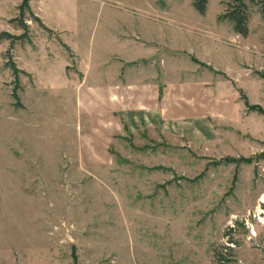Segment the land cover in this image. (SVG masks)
Instances as JSON below:
<instances>
[{"label": "rangeland", "instance_id": "rangeland-1", "mask_svg": "<svg viewBox=\"0 0 264 264\" xmlns=\"http://www.w3.org/2000/svg\"><path fill=\"white\" fill-rule=\"evenodd\" d=\"M263 1L0 0V264H264Z\"/></svg>", "mask_w": 264, "mask_h": 264}, {"label": "trees", "instance_id": "trees-1", "mask_svg": "<svg viewBox=\"0 0 264 264\" xmlns=\"http://www.w3.org/2000/svg\"><path fill=\"white\" fill-rule=\"evenodd\" d=\"M247 1L253 3L254 0H230L229 3H227L226 7V12L224 14H222L221 16V20L225 21V22H229L232 25L233 31L242 36V37H247L249 34V19H250V14H249V6L247 4ZM208 3L209 0H193V7L194 9L201 15V16H205L206 12H207V8H208ZM263 7L261 10L262 16H263V20H264V1L262 2ZM19 12H20V19H24L25 15L28 14L30 16H33L34 19H36L39 22V19L34 17V15L32 14L31 8H30V0H23L21 6L19 7ZM22 29L26 32L28 31V27L26 26L25 22H22ZM0 37L2 38H6V39H10L12 41L15 40H23L25 37H14L11 36L7 33H4L2 35H0ZM15 75L18 74V71L15 69L14 70ZM14 97L16 99V101L18 102V107H22L20 106V99L18 97V95L16 93H14ZM255 110L261 114H264V110L261 109L260 107H256ZM233 229H229L228 233L226 234L227 236H229V244L235 243L233 241V239H231V235H232ZM222 251L217 252L216 253V257L218 258V261L225 263L227 262L228 264L231 263V261H229L226 258V255L224 253V251L228 252L229 257H233L232 254V249H230V247L227 248H223L221 247ZM226 252V253H227Z\"/></svg>", "mask_w": 264, "mask_h": 264}, {"label": "crops", "instance_id": "crops-1", "mask_svg": "<svg viewBox=\"0 0 264 264\" xmlns=\"http://www.w3.org/2000/svg\"><path fill=\"white\" fill-rule=\"evenodd\" d=\"M115 79H112L110 81V83L107 82V84L109 83V86L112 87L110 90L114 91L116 88H118L117 86H122L123 87V86L127 85V89L121 88V92H122L121 100L127 101V102L129 100H131L129 102H139V103H141V105H142L143 102L148 101L150 99L152 101L154 100V91L155 90L154 89H149L148 87H146V88L143 87L144 85L147 84V81H142L141 83L137 82V83L133 84V83H130V81L127 82L126 80H123V79H121V80L117 79V78H115ZM151 85H153V84L151 83ZM130 86H131V89H128V87L130 88ZM149 91H152V92H150L152 94L150 96H149ZM113 95L117 96L116 94H113ZM122 96H124V97L122 98ZM118 101H120V100L118 99ZM147 110L149 111V113H147L146 116L147 117L150 116L152 118H154L156 116L157 112H158V109H156V108L153 109V108H149L148 107ZM125 112H127V111H124V110L121 111V113H122L121 115H122L123 118L124 117L128 118L129 116H127V114H124ZM150 114H152V115H150ZM132 117H133V115H132ZM126 122L130 124V122L127 121V119H126ZM133 123L137 124V122H133Z\"/></svg>", "mask_w": 264, "mask_h": 264}, {"label": "built area", "instance_id": "built-area-1", "mask_svg": "<svg viewBox=\"0 0 264 264\" xmlns=\"http://www.w3.org/2000/svg\"><path fill=\"white\" fill-rule=\"evenodd\" d=\"M229 246H233L232 244H230Z\"/></svg>", "mask_w": 264, "mask_h": 264}, {"label": "bare ground", "instance_id": "bare-ground-1", "mask_svg": "<svg viewBox=\"0 0 264 264\" xmlns=\"http://www.w3.org/2000/svg\"><path fill=\"white\" fill-rule=\"evenodd\" d=\"M263 199H264V197H263Z\"/></svg>", "mask_w": 264, "mask_h": 264}]
</instances>
